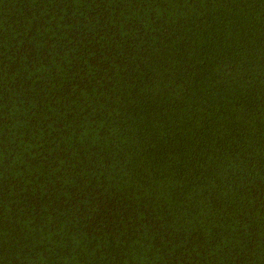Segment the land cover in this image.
<instances>
[{
  "label": "trees",
  "instance_id": "1",
  "mask_svg": "<svg viewBox=\"0 0 264 264\" xmlns=\"http://www.w3.org/2000/svg\"><path fill=\"white\" fill-rule=\"evenodd\" d=\"M0 264H264V0H0Z\"/></svg>",
  "mask_w": 264,
  "mask_h": 264
}]
</instances>
